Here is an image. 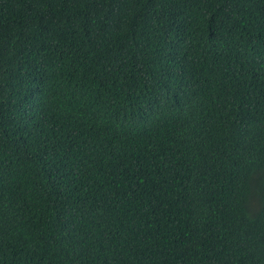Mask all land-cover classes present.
<instances>
[{
	"label": "trees",
	"instance_id": "1",
	"mask_svg": "<svg viewBox=\"0 0 264 264\" xmlns=\"http://www.w3.org/2000/svg\"><path fill=\"white\" fill-rule=\"evenodd\" d=\"M0 264H264V0H0Z\"/></svg>",
	"mask_w": 264,
	"mask_h": 264
}]
</instances>
